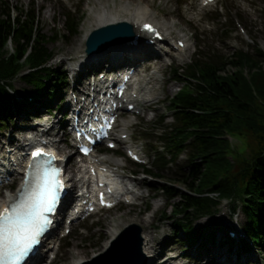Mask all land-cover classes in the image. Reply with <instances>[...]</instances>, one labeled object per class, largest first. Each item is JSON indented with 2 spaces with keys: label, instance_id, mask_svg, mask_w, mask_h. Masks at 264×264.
I'll list each match as a JSON object with an SVG mask.
<instances>
[{
  "label": "rangeland",
  "instance_id": "374dc122",
  "mask_svg": "<svg viewBox=\"0 0 264 264\" xmlns=\"http://www.w3.org/2000/svg\"><path fill=\"white\" fill-rule=\"evenodd\" d=\"M4 1H8L11 7L16 6L18 8L29 7L32 2L35 3L36 11L41 21L40 26L47 35L52 37L48 46L53 50L55 56L50 61V64L53 67L65 70L68 74V86L65 89L63 88L62 94V97L65 98V101L63 100L64 102H62L65 105L61 102L62 106L59 109L57 105L54 106L52 112H49L51 114V118L48 117L50 121L33 117L38 114V106L35 105L23 107L20 111L14 113L12 119H7L6 115H3V118H6L8 123L0 124V160L10 163L12 159H15L16 155L9 153L11 147L7 142L12 140V142H17V144L25 143L24 137L26 133H30V131L33 133L34 126L37 125L41 127L45 124L47 126L45 125L44 127L52 126L51 132L57 134V139L63 140L58 147L60 150L68 146L65 140L69 136L64 133L66 130L63 129V124L67 120L65 112L71 106L70 90L72 89V84L79 78L83 84L80 88L85 90V86L88 83L87 71L94 70V73L97 74L98 69L101 68V71H106L112 69L113 66L110 61H102L98 64L93 62L86 65L84 70L79 67V71L83 70L84 76L81 75V72L75 75L76 70L75 72L73 71V68H78L79 62L83 60L80 55L85 54L86 56L87 54L85 52L86 40L82 41V37L95 26H92L91 13L98 4L96 0ZM148 1L153 5L158 19L177 23L174 27L176 36L178 38L186 36L190 47L187 52L174 51V54L168 55L163 52L162 57H158L156 54L151 55L145 63L151 65L146 70H144V67H140L139 79H144L153 73L158 78L156 81L158 90L156 91V98L151 102L152 107L144 108L140 105V109H136L137 112H134L135 109L134 111L121 110L115 133L118 136L125 135L127 136L125 139H129L124 140L116 149L108 148V152H103L96 156L97 158L111 157L112 159L123 161L124 165L120 168L121 172L130 178L138 179V182L130 184V187L138 194L136 195L137 199L135 197V203L121 201L114 208L100 210L88 219L76 221L72 226L71 232L64 238L61 237L65 229L63 226L64 219H62L59 230L56 229V233L51 236L55 246H60L52 264H72L76 256H83L87 261H90L93 259L91 257H93L94 253L104 249L107 241L111 238L110 230L113 225L120 233L129 225L135 223L139 224L141 229L154 233L158 248L162 244L164 248L172 244L176 248L174 251L186 256L185 258H188V262L191 264H216L217 254L220 253L224 257L225 264H264V240L263 248L258 247L259 249L256 248L251 252L246 249L243 250L239 246L229 247L224 235L220 243L216 241L217 236H219L216 235L218 230L221 234H225L230 225L244 228L243 225L248 220L241 208H238L235 212L231 211V202L227 199L221 201V204L214 211L215 213L203 215L193 220L194 233L199 235L196 243L186 238L182 228L175 226L174 222L180 215H177V213L175 215L172 212L171 203L179 202L180 197L170 199L165 193H161L155 188L168 185L176 190L190 191L183 182L178 180L182 173L189 171L190 167L185 164L187 161L185 160L186 156H182L176 165L161 172L164 177H159L155 174L144 173L143 166L134 164L127 157L124 150V147L133 144L141 153L143 162H151L147 156L149 148L159 143L153 141L157 139L153 136L146 138L144 128L154 127L158 118L162 114L168 113L167 99L178 91L182 85L173 76L172 69L175 66H184L191 63L197 53L201 56L210 54L228 56L235 50L253 51L255 47L264 52V0H218L205 7L202 6L201 0ZM68 13L78 15L80 19L79 30L76 32L72 33L65 27V15ZM78 41L79 45L77 44ZM7 48L12 49V44L10 43ZM150 51L152 52V50ZM142 53L150 55L147 51ZM158 66H161V68ZM13 84L12 92L15 96L24 95L26 88H30L20 77H17ZM45 111L46 113H44ZM47 111V109H44L41 114L47 115ZM29 113L34 115L31 116ZM41 114H38L39 117L43 116ZM127 120H131V125L128 127L127 133L121 134L122 124ZM167 121L170 123L172 117L169 116ZM229 139L234 147L238 149H241L244 145L239 138L229 137ZM68 142L71 144L70 141ZM105 147L107 146L105 145ZM73 151L71 148L66 152H62V154L66 153L68 158L73 155ZM78 160L77 155L74 156L72 161L67 164V167L78 171L80 167ZM118 166L116 165V167ZM18 170L20 173L13 181V186H4L0 189V192L5 194L19 187L22 182L24 166L19 167ZM149 215L151 222L144 224V226L139 223L142 218ZM60 217L62 216L60 215ZM132 220L133 222H131ZM48 243V241L45 242L46 245ZM45 247L43 246L42 250ZM164 253L165 249L158 253V258ZM51 254L53 255V253ZM227 255H230V258ZM143 258L142 261L145 260V257Z\"/></svg>",
  "mask_w": 264,
  "mask_h": 264
},
{
  "label": "trees",
  "instance_id": "16d2710c",
  "mask_svg": "<svg viewBox=\"0 0 264 264\" xmlns=\"http://www.w3.org/2000/svg\"><path fill=\"white\" fill-rule=\"evenodd\" d=\"M65 17L66 29L78 31V15L68 13ZM40 23L34 2L18 8L0 0V124L8 123L3 115L12 119L25 106H38V114L62 106L68 74L50 64L55 56L48 46L52 37ZM10 43L12 49L7 48ZM172 72L182 85L168 97V113L162 114L154 127L144 128L146 138L153 136L159 144L149 148L151 162L143 165V172L164 177L161 172L186 156L190 168L178 180L190 191L168 185L155 188L170 199L180 197L179 202L171 203L172 212L180 215L175 226L196 243L199 235L194 233L193 220L215 213L227 199L233 212L242 209L248 219L244 229L255 245H262L264 52L255 47L228 56L197 53L191 63L177 65ZM17 77L30 86L24 95L12 92ZM229 136L243 141L241 149L234 147ZM239 247L252 251L246 240Z\"/></svg>",
  "mask_w": 264,
  "mask_h": 264
},
{
  "label": "bare ground",
  "instance_id": "6f19581e",
  "mask_svg": "<svg viewBox=\"0 0 264 264\" xmlns=\"http://www.w3.org/2000/svg\"><path fill=\"white\" fill-rule=\"evenodd\" d=\"M97 6L91 13V21H93L92 26L95 28L104 27L111 24H117L120 22H129L131 23L135 30L136 34L138 35L137 41L135 43L129 44L127 43H115L111 44L107 49L102 52H96L92 53L93 55L89 56L88 54H81L80 58H83L79 62L78 68H82L84 70L85 66L96 62L101 63L102 61H110L112 64V70H115L116 68H122V69H129V73H131V77L133 79V82L131 85L133 86L131 90H129L123 98L120 100L124 104L123 107L119 108L118 112L125 107H127L129 104H134L135 112L136 109H140V105H142L144 108H148V106H151V102L156 98V91L158 90L156 87V81L158 80L157 76L153 73L150 74L148 77H145L144 79H139L138 75L141 72L140 67H144L146 70L151 64H145L148 59L151 57V55H158V57H162L163 55V49L162 46L167 45V50H170V46H174V43H179L180 40L186 41L185 36L179 37L176 36L174 27L176 26V22L169 21H161L158 19L153 5L148 0H96ZM201 4L203 7L208 6L209 4L206 3V0H202ZM146 22L154 23L157 30V35H150L149 37L145 38L144 32H143V24ZM93 27V29H95ZM88 30L82 37V41H85L90 32L93 31ZM172 41L174 43H172ZM81 43V42H80ZM79 45V41L77 43ZM174 44V45H173ZM176 46V45H175ZM189 48L185 47H177L173 50H177L180 52H187ZM86 50V49H85ZM152 50V52L150 51ZM147 51L150 53V55H144L142 52ZM153 53V54H152ZM85 56V57H84ZM131 58L129 59V57ZM161 68V66H158ZM157 67V68H158ZM76 68H74L75 70ZM112 96L109 97L108 100H110ZM81 101H84L81 99ZM86 103H84L85 105ZM152 107V106H151ZM150 107V108H151ZM69 109H72V105L68 107ZM131 120H127L122 124V131L121 134L127 133L128 127L131 125ZM37 127H35L36 129ZM57 136V135H56ZM63 141V140H61ZM60 139L55 138L51 145L54 147H59L61 143ZM12 142V140H11ZM17 143V142H16ZM2 146V145H1ZM69 150L68 146H65L63 149H61V152H66ZM11 152L15 153V149L11 148ZM20 155L16 156L15 158L18 159ZM73 156L69 157V160L66 162V165L72 161ZM85 163H82L79 167V172H82V177L88 176L89 183L96 180L97 183H104L107 185V190L110 192V199H133L136 195H138L134 189L130 187V184L138 182V179L130 178L123 173L120 172V170H117L116 165H124L122 160L119 159H112L111 157L108 158H96L94 156L90 157L88 160L84 161ZM29 166L28 163L25 164L23 172H25L26 168ZM1 169H6L7 172L4 174L2 173ZM71 169V167H69ZM95 169L96 170V178L94 176H90L89 171ZM73 170V169H72ZM19 170L12 168L10 165H7L4 161L0 160V177L2 180L0 181V186L8 185L13 186V181L18 177ZM25 173H23L22 176V183L19 185V188H21L23 184V179ZM8 176V177H3ZM81 177V178H82ZM69 192L70 188L68 189ZM17 196V192L12 191L8 193H0V210H3L12 200H14ZM90 198L92 199L93 196L90 195ZM133 222V220L131 221ZM148 222H151L150 215L145 216L140 220V224L144 226V224H147ZM115 228V229H113ZM143 228V227H142ZM111 232V238L107 241L104 249L100 252L94 253L92 255L95 258L97 255L104 254L109 248L111 240L119 234L118 229L113 225ZM143 252L147 255V259L145 264H174L175 261H177L180 258H184L186 256H183L182 253H176L173 257H167L165 260H159L157 258V254L162 251L163 249L174 251L176 250L175 246L172 244H169L167 248H164V245L162 244L161 247L158 248V244L156 242L154 233L152 231H147L143 229ZM51 247V246H49ZM163 248V249H162ZM46 249V248H45ZM45 249L40 250L37 255L33 258V262L37 263L41 261L47 252H45ZM51 250H53L51 248ZM110 250V249H109ZM107 251V253L109 252ZM106 253V255H107ZM220 254H217V261L216 264H225L224 257ZM165 256V255H164ZM163 255L161 258L164 257ZM228 258H230V255H227ZM160 258V259H161ZM87 261L85 257H79L76 256L74 259V262L72 264H83ZM182 264V263H177Z\"/></svg>",
  "mask_w": 264,
  "mask_h": 264
},
{
  "label": "snow or ice",
  "instance_id": "6c2138e0",
  "mask_svg": "<svg viewBox=\"0 0 264 264\" xmlns=\"http://www.w3.org/2000/svg\"><path fill=\"white\" fill-rule=\"evenodd\" d=\"M34 167L35 188L30 189L26 181V190L17 201L0 210V264H21L50 224L46 213L54 211L59 181L55 170L45 168L43 162L36 161Z\"/></svg>",
  "mask_w": 264,
  "mask_h": 264
},
{
  "label": "water",
  "instance_id": "95a60500",
  "mask_svg": "<svg viewBox=\"0 0 264 264\" xmlns=\"http://www.w3.org/2000/svg\"><path fill=\"white\" fill-rule=\"evenodd\" d=\"M136 36L134 26L129 22H120L95 29L88 37L86 51L92 54L115 43L132 41ZM142 229L132 224L121 232L119 237L102 254L86 264H139L144 256L142 251ZM93 262V263H92Z\"/></svg>",
  "mask_w": 264,
  "mask_h": 264
}]
</instances>
